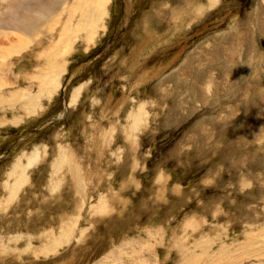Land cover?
Instances as JSON below:
<instances>
[{"label":"rangeland","instance_id":"374dc122","mask_svg":"<svg viewBox=\"0 0 264 264\" xmlns=\"http://www.w3.org/2000/svg\"><path fill=\"white\" fill-rule=\"evenodd\" d=\"M0 264H264V0H0Z\"/></svg>","mask_w":264,"mask_h":264},{"label":"bare ground","instance_id":"6f19581e","mask_svg":"<svg viewBox=\"0 0 264 264\" xmlns=\"http://www.w3.org/2000/svg\"><path fill=\"white\" fill-rule=\"evenodd\" d=\"M101 9V8H100ZM100 12V11H99Z\"/></svg>","mask_w":264,"mask_h":264}]
</instances>
